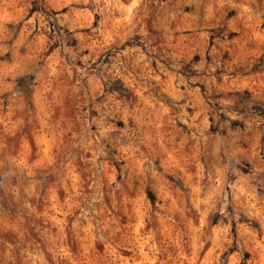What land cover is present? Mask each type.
Instances as JSON below:
<instances>
[{
    "label": "rangeland",
    "instance_id": "374dc122",
    "mask_svg": "<svg viewBox=\"0 0 264 264\" xmlns=\"http://www.w3.org/2000/svg\"><path fill=\"white\" fill-rule=\"evenodd\" d=\"M0 264H264V0H0Z\"/></svg>",
    "mask_w": 264,
    "mask_h": 264
}]
</instances>
